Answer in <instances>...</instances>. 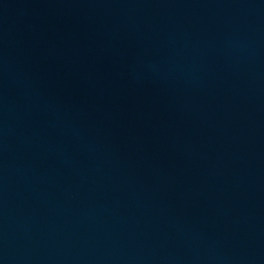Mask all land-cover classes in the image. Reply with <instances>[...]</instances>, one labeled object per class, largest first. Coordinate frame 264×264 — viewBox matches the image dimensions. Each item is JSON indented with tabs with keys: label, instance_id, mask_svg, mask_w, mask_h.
I'll use <instances>...</instances> for the list:
<instances>
[{
	"label": "water",
	"instance_id": "1",
	"mask_svg": "<svg viewBox=\"0 0 264 264\" xmlns=\"http://www.w3.org/2000/svg\"><path fill=\"white\" fill-rule=\"evenodd\" d=\"M0 264H264V0H0Z\"/></svg>",
	"mask_w": 264,
	"mask_h": 264
}]
</instances>
